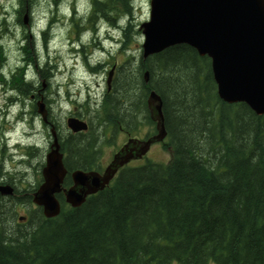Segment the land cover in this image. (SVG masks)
<instances>
[{
    "label": "trees",
    "instance_id": "16d2710c",
    "mask_svg": "<svg viewBox=\"0 0 264 264\" xmlns=\"http://www.w3.org/2000/svg\"><path fill=\"white\" fill-rule=\"evenodd\" d=\"M33 2L18 0L20 24L24 25L25 14L30 15ZM92 4L90 22L99 17L113 25L122 18L129 20L123 28L122 52L130 41L133 0ZM2 26L3 35L8 30L5 23ZM41 35L46 47L48 31ZM25 37L29 43V35ZM32 48L29 44L24 49L29 53ZM6 60L0 36V68ZM25 62L9 81L0 75L18 95L11 103L39 91L26 72L27 63L38 67L36 58ZM126 62L133 65L129 58ZM126 62L118 65L113 91L104 96L98 134L90 128L61 138L66 167L69 172L100 170L101 126L112 127L114 135L119 130L131 134L136 124H142L143 109L154 129L149 135H155L147 104L151 91L163 100L167 131L163 144L171 152L170 161L126 166L110 187L80 208H71L59 195L63 204L59 217L47 219L41 208H35L14 228L9 220L17 219L14 208L32 206L35 189L23 196L16 190L9 197L10 209L0 201V264H264V115L244 103L223 102L210 58L190 46H174L143 59L136 72L128 73L122 66ZM37 71L52 78L45 68ZM31 108L35 116V100ZM71 185L69 175L65 187Z\"/></svg>",
    "mask_w": 264,
    "mask_h": 264
},
{
    "label": "rangeland",
    "instance_id": "374dc122",
    "mask_svg": "<svg viewBox=\"0 0 264 264\" xmlns=\"http://www.w3.org/2000/svg\"><path fill=\"white\" fill-rule=\"evenodd\" d=\"M92 1L80 0V6L77 8L80 10L82 18L78 21L79 23L84 22L87 26H92L89 19L90 15L87 17L90 13ZM133 3L134 14L130 21L132 28L129 35V44L122 52L119 51V47L123 43V41L121 43L122 32L121 35H118L120 37V45L117 46L110 44L108 41L105 42V31L110 25V22L105 19V24L100 28V32L103 35L99 36V39L95 43H98L100 40L111 51L108 55H102L98 52H93L94 41L91 33L80 36L75 23L69 18L72 14V8L76 5V0H66L59 10L55 7L54 0H34L30 15L26 14L27 25L20 24L17 20L16 8H18V0H0V34L3 31L1 25L4 20L7 28L10 29H8L9 34L3 35L2 39L8 56V65L4 69V73L7 79H9L11 74L24 64L25 60L32 62L36 58L38 67L35 68L34 65L32 66V63H27L29 68L28 78L34 82L38 89H41V94L47 99L48 106L51 107L52 117L58 125V132L62 137L67 136L69 133L67 120L72 117L78 118L79 115L81 116L79 119H83L89 123L92 133L96 132L98 134L99 126L97 122L98 119L103 117L101 105L108 90L107 79L110 70L114 65L118 67V65L126 62L128 58L129 62L131 61L133 65L131 66L128 62L123 64L122 66H125L126 69L128 67L126 71L130 73L139 70L138 67L141 66L143 60L142 45L144 43V36L142 31H140V26L150 20L151 0H133ZM50 21H56L57 24L55 25V29L50 31L49 38L52 41L45 48L42 43L41 33L48 27ZM98 21L100 19L96 20V25ZM128 21L125 19L123 25L128 24ZM27 35H29V43L26 41L25 36ZM78 39L82 43H77ZM29 44L33 45V48L31 52L27 53L24 48ZM82 44H84L83 47ZM85 53L89 54L88 57H85ZM88 58L93 63V67L98 65V71L93 72L87 67ZM72 65H75L76 71H72V68H75ZM44 68L51 72L53 78L47 79L42 75H38L37 70H44ZM73 74L75 75L74 84L72 83ZM0 81L2 80L0 79ZM71 86H74L73 91L69 90ZM113 88L114 80L111 91H113ZM8 89L7 86L0 87V164H2L0 165V186L11 184L18 191L17 195L23 196V192L28 193L34 190L42 179L41 172L49 150L50 131L45 129L39 115L34 116L31 114V98L19 100L17 104L16 102L11 103L9 98H16L18 95L11 90V94H9L7 92ZM136 93H141L140 86L137 87ZM88 101L91 104L87 105L86 102ZM21 111L25 112L27 122L16 125L14 120L17 118L15 117ZM8 113L11 116L6 118L5 114ZM146 116L147 110L143 109V115L139 116L142 124L139 127L136 124L135 130L130 135L124 130H119L114 135L112 127L106 129L101 126L100 132L103 135L101 144L99 145L100 159L98 161L101 169H105L111 163L114 155L128 139L137 137L144 140L147 136H150L149 134L153 133L154 129L148 124ZM32 129H34L35 134L29 138L27 134H33L31 132ZM3 131H12L10 135V147H4V150ZM16 141L29 142L36 149L33 157L27 155L26 148H14L13 145H15ZM22 156L25 159L21 160ZM170 159L171 154L168 149H165L164 144L157 143L152 146L150 152L143 160L132 162L130 166H142L148 161L156 164H165ZM0 201L7 203V209L11 208V206H8L10 204L8 196L0 195ZM27 207L16 206L14 208V210H17V219L9 218L11 226L14 225V228H16L17 223H19V216L28 217V211L37 208L34 204ZM10 212L12 213V211Z\"/></svg>",
    "mask_w": 264,
    "mask_h": 264
},
{
    "label": "water",
    "instance_id": "95a60500",
    "mask_svg": "<svg viewBox=\"0 0 264 264\" xmlns=\"http://www.w3.org/2000/svg\"><path fill=\"white\" fill-rule=\"evenodd\" d=\"M150 6V20L140 27L144 60L174 46H190L200 56L211 59L218 96L223 102L244 103L257 115H264V0H151ZM24 23L28 24L27 16ZM114 72L115 67L109 74V87ZM148 80L147 71L145 82ZM147 101L157 134L143 141L129 140L102 173L75 170L69 188L63 187L68 170L56 128L51 125L54 141L42 170L43 183L33 193V202L43 208L46 218L61 214L57 195L63 193L67 204L80 208L90 196L109 187L122 168L142 159L153 144L167 138L161 96L151 91ZM37 112L50 124L44 97L37 102ZM67 126L74 134L89 129L87 122L74 117L68 119ZM0 193L15 194L9 185L0 186Z\"/></svg>",
    "mask_w": 264,
    "mask_h": 264
},
{
    "label": "flooded vegetation",
    "instance_id": "af4514ba",
    "mask_svg": "<svg viewBox=\"0 0 264 264\" xmlns=\"http://www.w3.org/2000/svg\"><path fill=\"white\" fill-rule=\"evenodd\" d=\"M45 129H46L47 131H49V130H50V128H48V126H46V127H45ZM49 139H50V136H49Z\"/></svg>",
    "mask_w": 264,
    "mask_h": 264
},
{
    "label": "bare ground",
    "instance_id": "6f19581e",
    "mask_svg": "<svg viewBox=\"0 0 264 264\" xmlns=\"http://www.w3.org/2000/svg\"><path fill=\"white\" fill-rule=\"evenodd\" d=\"M0 195H1V193H0ZM2 196V195H1ZM48 219V218H47Z\"/></svg>",
    "mask_w": 264,
    "mask_h": 264
}]
</instances>
